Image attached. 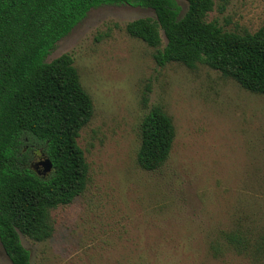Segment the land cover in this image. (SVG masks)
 I'll return each mask as SVG.
<instances>
[{
    "label": "rangeland",
    "instance_id": "1",
    "mask_svg": "<svg viewBox=\"0 0 264 264\" xmlns=\"http://www.w3.org/2000/svg\"><path fill=\"white\" fill-rule=\"evenodd\" d=\"M214 1L206 20L225 31L264 25V0ZM142 18L156 15L92 9L46 58L73 57L94 112L78 138L86 190L52 210L51 238L21 236L31 264H264V95L206 65L158 66L155 49L126 31ZM154 105L175 139L163 167L145 171L140 127ZM0 264H12L1 243Z\"/></svg>",
    "mask_w": 264,
    "mask_h": 264
},
{
    "label": "trees",
    "instance_id": "2",
    "mask_svg": "<svg viewBox=\"0 0 264 264\" xmlns=\"http://www.w3.org/2000/svg\"><path fill=\"white\" fill-rule=\"evenodd\" d=\"M182 1L184 13L178 0H0V243L12 264H31L21 236L35 242L51 238L52 210L70 205L88 184L78 138L93 116V102L71 55L46 58L92 9H152L155 20L137 19L126 31L155 49L158 66L206 65L264 95V25L254 33L225 31L206 20L214 0ZM140 137L139 167L159 170L175 139L162 106L154 105L143 118ZM37 156L51 161L47 175L34 168Z\"/></svg>",
    "mask_w": 264,
    "mask_h": 264
},
{
    "label": "water",
    "instance_id": "3",
    "mask_svg": "<svg viewBox=\"0 0 264 264\" xmlns=\"http://www.w3.org/2000/svg\"><path fill=\"white\" fill-rule=\"evenodd\" d=\"M40 166L43 167L42 173H41L42 175H47L48 173L52 171V168H53L51 161L47 158H43L41 159L40 162H37L34 165V168L37 170Z\"/></svg>",
    "mask_w": 264,
    "mask_h": 264
},
{
    "label": "flooded vegetation",
    "instance_id": "4",
    "mask_svg": "<svg viewBox=\"0 0 264 264\" xmlns=\"http://www.w3.org/2000/svg\"><path fill=\"white\" fill-rule=\"evenodd\" d=\"M41 167V166H40ZM40 167L37 169L38 172L42 173L41 170H40Z\"/></svg>",
    "mask_w": 264,
    "mask_h": 264
}]
</instances>
